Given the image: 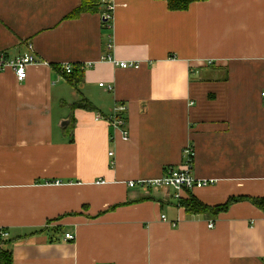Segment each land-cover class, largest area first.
I'll use <instances>...</instances> for the list:
<instances>
[{
  "label": "crops",
  "instance_id": "1",
  "mask_svg": "<svg viewBox=\"0 0 264 264\" xmlns=\"http://www.w3.org/2000/svg\"><path fill=\"white\" fill-rule=\"evenodd\" d=\"M80 4L0 0V53L31 45L39 62L22 82L0 72V251L10 264H264L262 210L180 205L264 198V0H111L106 25L102 7L72 16ZM80 98L94 111L71 112ZM116 105L127 141L104 120ZM186 147L214 184L180 200L128 186L183 165Z\"/></svg>",
  "mask_w": 264,
  "mask_h": 264
},
{
  "label": "built area",
  "instance_id": "2",
  "mask_svg": "<svg viewBox=\"0 0 264 264\" xmlns=\"http://www.w3.org/2000/svg\"><path fill=\"white\" fill-rule=\"evenodd\" d=\"M102 3V20L105 22H110L112 20V4L111 0H101ZM26 53L23 55L8 59L4 56L3 53H0V72L10 69L15 76V79L18 82H22L26 79V72L30 66L38 65L36 57L34 56V50L31 45H27ZM107 61H109L113 66L118 67L120 69H138L139 65L134 62H126V61H117L115 59L107 57ZM62 73L68 75L72 72V67L70 65H63L60 70ZM99 87H102V84H99ZM108 90L111 89L110 86L107 87ZM264 98V94H262ZM126 108L123 105H116L110 116L104 120L106 123L114 129V131L120 132L121 138L123 141L128 140V134L126 129H124V113ZM100 118V117H98ZM101 119V118H100ZM98 121V120H96ZM184 157L186 158V162L183 165H180L177 168H168L164 175L160 178L153 180H140L137 182H128V186L133 188L138 186L142 189H170L173 191V197L175 199H180L184 192H189L194 189H200L206 186H210L214 184V181H202L196 179L191 173V166L193 160V150L190 147H186L183 151ZM108 156H113V153H108ZM98 183L102 184L103 181H99ZM161 221H166L164 216H161ZM211 227V225H209ZM1 236H5V234H1ZM63 240L65 242L74 241V236L70 234H65Z\"/></svg>",
  "mask_w": 264,
  "mask_h": 264
},
{
  "label": "trees",
  "instance_id": "3",
  "mask_svg": "<svg viewBox=\"0 0 264 264\" xmlns=\"http://www.w3.org/2000/svg\"><path fill=\"white\" fill-rule=\"evenodd\" d=\"M166 3L168 10L170 11H183L186 10L190 4L195 2H200L204 0H162ZM98 7H102L101 0H81L79 8L74 11L72 16L79 15L80 13L94 12ZM103 24H108L103 21ZM62 80L68 84H71L73 87L77 86L82 79L81 73H70L68 75L60 73ZM71 112L75 110H83L92 112L94 111L93 106L85 98H80L77 102L73 103L70 106ZM187 193V192H184ZM183 193V194H184ZM182 197V196H181ZM180 197V199H181ZM179 199V200H180ZM248 201L256 208L264 212V198H249V197H238V198H229L224 204L218 205L215 207H209L200 203L196 198L188 194V198L180 201V205L188 212L189 214H211L218 215L219 213L225 212L233 203ZM10 253L8 251H0V264H10Z\"/></svg>",
  "mask_w": 264,
  "mask_h": 264
}]
</instances>
